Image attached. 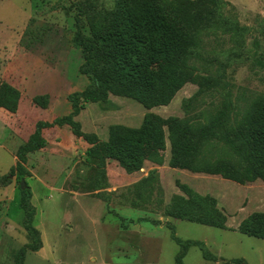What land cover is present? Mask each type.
I'll return each instance as SVG.
<instances>
[{"label":"rangeland","instance_id":"1","mask_svg":"<svg viewBox=\"0 0 264 264\" xmlns=\"http://www.w3.org/2000/svg\"><path fill=\"white\" fill-rule=\"evenodd\" d=\"M173 1L0 2V87L8 83L22 95L16 112L0 108V176L16 165L18 150L36 124L69 115L68 96L90 85L80 73L84 63L81 50L73 45L79 8L84 35L104 38L98 52L99 76L105 81L108 101L86 105L78 119L84 132L104 140L112 126L139 128L149 118L151 124H163L165 138L163 166L146 162L140 171L131 173L117 161L108 160L103 175L97 161L87 162L90 147L69 127L46 130L47 146L28 156L25 181L33 192L34 226L41 234L42 247L29 250L24 264H178L181 247L175 239L204 243L214 257L209 259L199 247H192L183 264H234L236 260L264 264V239L240 231L251 217L264 215V179L236 181L175 167L168 126L169 121L178 120L195 130L208 127L229 99L234 104L231 116L235 123L252 122L264 105V0H222L219 9L214 0H179L176 13L185 38L189 41L197 35L201 48L199 58L190 59L191 64L199 77L213 83L221 78L222 82L188 107L186 103L200 92L194 83L172 92L168 105L146 108L124 97L126 84L115 80L118 68L110 58L122 43L109 42L107 37L129 28L139 42L130 40L124 47L131 53L144 51L158 38L145 26L148 12L167 16ZM215 11L216 17H212ZM237 27L243 29L242 36L235 33ZM142 72L150 79L159 75L151 66ZM40 97L48 98L45 108L34 102ZM205 153L208 159L230 164L239 172L238 157L229 149L215 147ZM154 170L159 173V183L137 189ZM189 192L205 204L196 202ZM20 199L15 178L0 187V264H17L21 250L30 244ZM178 200L185 201L186 207L195 205L203 216L211 210L224 227L178 218L177 206L183 203ZM260 221L262 227L249 223L248 230H264V218Z\"/></svg>","mask_w":264,"mask_h":264},{"label":"trees","instance_id":"2","mask_svg":"<svg viewBox=\"0 0 264 264\" xmlns=\"http://www.w3.org/2000/svg\"><path fill=\"white\" fill-rule=\"evenodd\" d=\"M2 0H0L1 2ZM219 9V2L214 0ZM179 0L170 3V11L165 13L148 12L146 16V28L156 34L158 38L152 43L153 46L146 48L142 52L131 53L124 47V43L138 39L133 38L129 28H124L119 34L107 40L116 44L122 43V48L111 52L110 58L114 61L117 69L115 80L126 84L127 92L124 97L133 99L146 108L165 106L169 104L172 92L177 91L188 83L199 86L200 92L194 99L186 103L188 107L194 100L202 96L214 84H219L222 79L213 81L210 78H201L197 75V68L191 64L192 58L198 59L200 56V45L197 42V35L189 41L185 38V28L177 16ZM75 18L76 34L73 45L81 50L84 63L80 67L81 75L88 78L90 85L81 92H76L68 96L71 104V113L65 117H59L52 122L40 121L36 124L33 134L26 144L22 145L17 153V163L7 175L0 176V187H5L15 178L19 184L21 199L20 207L24 212L23 226L29 236L30 244L21 250L18 255L17 264H24L26 254L29 250L38 251L42 247L41 234L34 226L37 215L36 207L33 205V192L27 184L28 172L26 165L28 156L36 153L47 146L44 138V131L53 128L69 127L73 135L82 139L90 148L86 152L87 162L97 161L100 174L106 175V165L108 160L117 161L125 170L131 173L138 172L146 162L156 166H163L165 157L164 130L163 124H151L149 118H145L139 128H129L124 126H112L109 130L108 141H102L95 133L84 132L82 124L77 120L86 109L87 104L107 103V92L104 91L105 81L99 76L98 52L101 50L104 38H87L84 35L85 22L82 19L83 11L78 9ZM217 11L212 13L216 17ZM166 22V23H165ZM159 31V33H158ZM243 29L236 28V34L242 36ZM145 65V67H142ZM153 67L159 75L153 79L143 76L142 68ZM119 70V71H118ZM22 95L17 88L3 83L0 87V108H4L12 113L19 108ZM48 98H36L34 102L45 108L48 103H44ZM50 99V97H49ZM243 99V98H240ZM240 101V100H239ZM241 102V101H240ZM240 106V103H236ZM234 108L233 102L229 99L225 110L211 122L208 127L195 130L184 126L178 120L168 122L170 139L172 142V161L177 168L187 169L192 172H208L214 175H222L228 179L245 182H252L257 179H264V105L259 108L250 124H236L232 118L231 111ZM215 147H222V150L229 149L238 157V171L230 164H220L214 158L205 157L206 151L215 150ZM159 173L154 170L143 182L136 185L137 189L145 188L149 185L159 183ZM190 197L196 202L205 204L198 195L189 192ZM177 206L176 215L178 218L186 219L199 224L223 228L224 223L218 220L213 212H206L207 216L199 214L195 205L186 207L185 201ZM173 203V207H174ZM264 215H255L245 223L240 231L244 235L251 237L261 236L264 239V230L255 232L248 230L247 224L254 227H262L261 219ZM264 225V224H263ZM264 229V227H263ZM175 241L181 247L178 257V264H183V260L192 247H199L205 257L214 259L208 252L204 243ZM234 264H244L243 260H236ZM246 264V263H245Z\"/></svg>","mask_w":264,"mask_h":264},{"label":"crops","instance_id":"3","mask_svg":"<svg viewBox=\"0 0 264 264\" xmlns=\"http://www.w3.org/2000/svg\"><path fill=\"white\" fill-rule=\"evenodd\" d=\"M50 107H51V106H50ZM51 108H52V107H51ZM51 108H50V109H51ZM71 110H72V108H71ZM80 116H81V115H80ZM56 118H59V117H56ZM79 118H80V117H78L77 120H78ZM81 124H82V123H81ZM82 126H83V125H82ZM56 128H58V127H56ZM83 128H84V126H83ZM45 131H46V130H45ZM45 131H44V133H45ZM95 134H96V133H95ZM98 136H99V135H98ZM108 139H109V137L106 138V139H104V140H102V138H101L102 141H108ZM87 145H88V147H90L89 144H87Z\"/></svg>","mask_w":264,"mask_h":264}]
</instances>
